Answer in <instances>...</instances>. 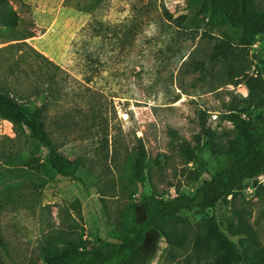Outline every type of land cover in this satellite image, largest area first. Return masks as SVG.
Listing matches in <instances>:
<instances>
[{
  "label": "rangeland",
  "instance_id": "rangeland-1",
  "mask_svg": "<svg viewBox=\"0 0 264 264\" xmlns=\"http://www.w3.org/2000/svg\"><path fill=\"white\" fill-rule=\"evenodd\" d=\"M200 1L6 0L18 19L0 29V91L44 105L49 138L83 183L52 173L45 149L35 153L41 166L26 164L24 137L0 119V264H44L50 245L131 235L142 191L191 194L239 120L264 114V36L240 42L219 14H195ZM249 2L264 11V0ZM166 13L184 15L182 25ZM30 48L59 70L34 61ZM139 145L143 182L133 167ZM208 217L183 210L159 222L178 241L183 232V245L149 236L156 246L147 264H205V255L192 257L191 239ZM215 220L238 250L264 248V173L219 201Z\"/></svg>",
  "mask_w": 264,
  "mask_h": 264
},
{
  "label": "trees",
  "instance_id": "trees-1",
  "mask_svg": "<svg viewBox=\"0 0 264 264\" xmlns=\"http://www.w3.org/2000/svg\"><path fill=\"white\" fill-rule=\"evenodd\" d=\"M249 3V0H201L195 14H219L232 35L248 45L255 35L264 36V11L253 8ZM0 5H3L0 7V29L10 30L18 18L6 0H0ZM166 15L177 25H182L184 15ZM31 35L28 31L22 37L12 40ZM227 47L228 44L218 48L212 58L223 54ZM30 49L34 61L59 70L54 63ZM254 81V78L246 80V87L251 89ZM43 107L40 102H22L7 92L0 91V119L10 122L14 133L22 135L26 142L27 155L21 159L25 160L26 164L41 166L42 162H39L35 153L41 148L45 149L44 162L52 173L83 183L82 178L76 174V162L60 152L49 138L43 122ZM239 122L237 137L230 141L228 147L220 154L213 173L204 178L191 194L179 193L159 197L142 191L136 203L142 216L137 217L134 210L131 235L118 241L98 237L87 245H50L42 254L44 264H147L153 257L156 246L155 240L149 241V236L157 237L160 233L167 244L175 247L183 245V232L178 241L173 233L169 235L162 231L158 224L167 218H177L183 210H201L209 213L205 223L194 227L191 253L196 260L205 255V264H264L263 247H257L251 253L247 251V245L242 246L243 251L238 250L237 244L219 229L215 220L219 201L235 192L243 180L256 178L264 173V114L256 115L254 121ZM181 148L189 158L191 151L183 145ZM143 157L144 149L139 145L133 159V167L140 182H143ZM7 160L9 163L10 158ZM241 228L251 233L244 223ZM174 231L178 234L179 230Z\"/></svg>",
  "mask_w": 264,
  "mask_h": 264
}]
</instances>
